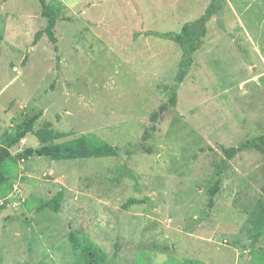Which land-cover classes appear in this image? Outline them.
<instances>
[{
  "label": "rangeland",
  "instance_id": "obj_1",
  "mask_svg": "<svg viewBox=\"0 0 264 264\" xmlns=\"http://www.w3.org/2000/svg\"><path fill=\"white\" fill-rule=\"evenodd\" d=\"M63 5L56 52L39 0H0V145L42 112L70 136L62 160H20L0 194V264H75L71 235L107 264H258L264 253V156L222 147L264 135V0H223L175 109L180 32L213 0H48ZM40 146L30 134L19 149ZM222 172L212 207L210 189ZM58 213L38 207L59 191ZM140 204L124 209L129 200Z\"/></svg>",
  "mask_w": 264,
  "mask_h": 264
},
{
  "label": "trees",
  "instance_id": "obj_2",
  "mask_svg": "<svg viewBox=\"0 0 264 264\" xmlns=\"http://www.w3.org/2000/svg\"><path fill=\"white\" fill-rule=\"evenodd\" d=\"M7 0H4L6 2ZM42 9V16L47 19V26L45 29L38 31L34 37V44H37L40 39L46 35L49 41L53 44L54 50L57 52L58 39L55 34L56 26L61 20V14L63 11V5L60 2H49L48 0H39ZM223 0H213L207 8L204 15L199 17L193 22L186 23L180 32H157L146 31L142 35L146 37H156L159 39L171 41L177 44L183 51V58L180 63V70L175 78V85L170 89L168 102L162 104L158 110L152 114V125L145 130L142 137L143 143H145L152 132L157 130V123L160 117L168 112L170 109H175L178 104V91L189 75L191 67L194 63L193 56L202 49L205 37L208 33V24L211 19L216 15L219 9L222 7ZM1 37V36H0ZM43 113L39 112L34 115H28L24 121L17 125L11 134L4 135V138L0 145V194L3 198H6L13 190V179L17 173L20 160H26L33 155L48 157L52 160H62L72 154L67 145L56 143L70 136L71 134L63 131L56 130L53 127V123L50 121L44 122L43 126L38 130H35L37 121L42 117ZM33 134L40 146L37 149L28 148L16 156L12 154V150L19 149L23 140ZM256 150L264 156V135L247 139L235 147L225 148L222 147V151L225 155L226 161H231L237 155ZM222 172L219 178L215 182L214 186L210 189V204L212 207L216 195L220 192L222 186ZM64 201V192L59 191L51 200L46 201L38 207V212L45 209H50L55 213H58L61 205ZM141 201L131 199L124 205V209H128L130 206L140 204ZM4 206H0L3 209ZM71 242L73 249L78 251L79 257L75 264H107L109 257L107 253L95 242L89 238H85L83 241L79 237L71 235ZM259 263L264 264V253H259ZM200 264V262H195Z\"/></svg>",
  "mask_w": 264,
  "mask_h": 264
},
{
  "label": "crops",
  "instance_id": "obj_3",
  "mask_svg": "<svg viewBox=\"0 0 264 264\" xmlns=\"http://www.w3.org/2000/svg\"><path fill=\"white\" fill-rule=\"evenodd\" d=\"M23 141H25V140H23ZM23 141H22V142H23Z\"/></svg>",
  "mask_w": 264,
  "mask_h": 264
}]
</instances>
